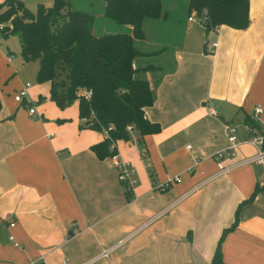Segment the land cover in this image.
I'll use <instances>...</instances> for the list:
<instances>
[{"label": "crops", "instance_id": "1", "mask_svg": "<svg viewBox=\"0 0 264 264\" xmlns=\"http://www.w3.org/2000/svg\"><path fill=\"white\" fill-rule=\"evenodd\" d=\"M247 1L243 30L204 34L188 0L175 23L163 0L164 16L143 23L134 47L157 54L141 61L155 65L144 76L155 95L144 119L160 130L115 142L133 172L128 192L110 159L90 151L104 134L79 128L77 101L59 109L48 83L13 100L26 83L0 43V264H210L240 203L219 244L220 264H264V160L239 165L256 153L246 144L213 159L227 146L224 123L242 141L254 105L264 134V0ZM173 26L179 44L171 47L161 33ZM91 32L104 34L93 25ZM217 163L227 172L219 174ZM104 249L107 257L93 260Z\"/></svg>", "mask_w": 264, "mask_h": 264}, {"label": "trees", "instance_id": "2", "mask_svg": "<svg viewBox=\"0 0 264 264\" xmlns=\"http://www.w3.org/2000/svg\"><path fill=\"white\" fill-rule=\"evenodd\" d=\"M69 1L52 0L50 7L38 5L32 14L17 0H3L0 24L6 27L0 32L3 37L17 36L24 62L37 61L35 81L49 84L51 102L63 109L77 101L79 128L100 133L110 128L107 138L90 147L94 156L103 160L113 154L109 150L112 141L129 139L124 131L127 126L140 138L160 130L158 124L143 118L144 109L155 98L144 76L154 72L155 67L136 64L137 59L153 53L139 52L134 41L143 39L145 21L160 19L164 13L160 0H100L102 16L129 27L130 33L93 35L94 16L70 10ZM187 12L195 14L204 34L219 26L243 30L248 25L247 0H188ZM81 91H89V96L84 98ZM246 124L261 132L259 124L249 117ZM254 194L255 190L248 201ZM240 206L233 222L221 232L210 264L221 263L219 244L225 232L234 228Z\"/></svg>", "mask_w": 264, "mask_h": 264}, {"label": "rangeland", "instance_id": "3", "mask_svg": "<svg viewBox=\"0 0 264 264\" xmlns=\"http://www.w3.org/2000/svg\"><path fill=\"white\" fill-rule=\"evenodd\" d=\"M3 1V0H1ZM0 1V3H1ZM19 1L22 6L27 9L30 13L34 14L36 11V8L38 5H41L42 7H50L52 4V0H17ZM184 3L185 0H163V8L168 10V13L170 15V20H172V23H175V19L177 17V13L179 11H182L184 9ZM69 9L70 10H81L84 12H88L90 14H92L94 17H96L98 15V17L94 20L93 23V27L96 28V30L98 31V34H101L102 32H104V34L107 33H128L129 31V27L127 26H120L117 24H114L113 22H111L110 20H107L105 18H99L102 15V3L100 0H70L69 1ZM100 12V14H99ZM97 14V15H96ZM150 21V20H147ZM106 25L108 27H106ZM176 26V25H175ZM106 27V28H105ZM105 28V29H104ZM175 28L173 26V31L165 33L167 35H164V32L161 33V36L167 38L169 41V45L171 47L178 45V34L177 31H175ZM148 32H150V34H152V31L150 29H148ZM17 36L16 35H7L6 37H3V35L0 32V43L2 46L6 47L8 52L12 55V58L14 59L15 65L17 63V65L19 66L18 68V73H17V81L20 83H27L31 86H37V83L35 81V70L37 69V61H27L24 62L21 58V56L19 55V44H18V40H17ZM136 48H139V43L136 42L135 44ZM157 54L152 55L151 57H155ZM138 63H140V66L142 63H146L142 62L143 58H139L137 59ZM151 63L153 60H150ZM146 65H150L152 67H155V65L153 64H145L143 66ZM141 66V67H143ZM34 74V75H33ZM37 90H39V92H41V101L40 103L43 102V98H45V94H46V87L40 86L38 88H36ZM73 103V102H72ZM72 103L67 105L65 108H70L72 107Z\"/></svg>", "mask_w": 264, "mask_h": 264}, {"label": "built area", "instance_id": "4", "mask_svg": "<svg viewBox=\"0 0 264 264\" xmlns=\"http://www.w3.org/2000/svg\"><path fill=\"white\" fill-rule=\"evenodd\" d=\"M188 21H191V18H188ZM4 27H6L3 24H0V31L4 30ZM10 26H7V29H10ZM215 43H211L209 47L215 48ZM29 87V84H25L18 92L17 94L13 97V100L15 102H20L22 98L26 97L27 91L26 88ZM89 91H81V95L84 98H87L89 96ZM28 113L31 115L34 113L33 108H28ZM262 113V109L259 105H254L251 111V114L249 115V119L253 123H258V118ZM144 118V114H143ZM84 122V121H82ZM248 126V125H247ZM110 128H108L106 131H108ZM106 131L103 132L104 134V139L107 138ZM124 131L128 134L132 132L131 128L127 126ZM224 132L226 136V141H227V146L216 153L213 156V159L217 162L219 159H221L223 156H234L235 150L240 146L241 144H246L251 147H253L256 150V153L252 157H247L243 159L239 165H249V164H254V165H261L264 160V150L261 149V143L264 139V136L262 133L258 131L253 126H248L247 131H246V136L242 141H239L236 137V128L233 125H230L228 123H224ZM109 150L113 151V154L110 155L109 159L111 161V164L115 170L116 173V179L117 181L122 185L124 188V191L128 192L130 191L131 187L133 186L134 182L132 180L133 172L132 170L128 167L126 163L121 161L118 156L116 155L115 152V142L112 141ZM237 164V165H238ZM236 166V165H234ZM217 168H218V173L222 174L227 172V168H223L219 163H217ZM13 223L9 224V227H12ZM9 240H11V237H9ZM110 249H104L100 252L98 257H96L93 260L96 259H105L109 253ZM62 264H70L67 259H64L62 261Z\"/></svg>", "mask_w": 264, "mask_h": 264}]
</instances>
